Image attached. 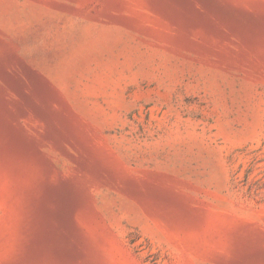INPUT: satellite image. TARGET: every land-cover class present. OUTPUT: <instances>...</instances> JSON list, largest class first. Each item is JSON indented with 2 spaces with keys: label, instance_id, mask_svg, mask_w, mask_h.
Returning <instances> with one entry per match:
<instances>
[{
  "label": "rangeland",
  "instance_id": "374dc122",
  "mask_svg": "<svg viewBox=\"0 0 264 264\" xmlns=\"http://www.w3.org/2000/svg\"><path fill=\"white\" fill-rule=\"evenodd\" d=\"M0 264H264V0H0Z\"/></svg>",
  "mask_w": 264,
  "mask_h": 264
}]
</instances>
